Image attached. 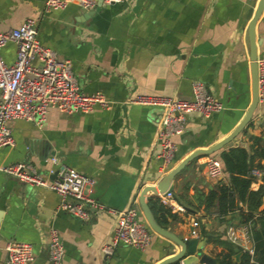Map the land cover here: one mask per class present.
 <instances>
[{
  "label": "crops",
  "instance_id": "crops-1",
  "mask_svg": "<svg viewBox=\"0 0 264 264\" xmlns=\"http://www.w3.org/2000/svg\"><path fill=\"white\" fill-rule=\"evenodd\" d=\"M95 1L89 10L75 4L46 10L45 0H0V32L33 18L39 42L59 61L71 62L79 89L99 92L110 101V108L96 107L86 114L51 108L41 125L10 121L15 144L0 149V166L25 162L50 181V170L64 165L93 181L88 193L96 202L122 211L139 207L143 187L156 186L191 152L222 140L245 115L252 99L248 25L259 0H120L101 6ZM15 52V43L8 42L0 54L10 64ZM255 54L264 58V8L255 23ZM195 81L203 83L223 109L208 118L189 113L183 133L172 138L173 159L163 167L157 139L160 110L128 100L138 94L191 100ZM252 137L264 145V97L248 125L223 149L248 145ZM219 152L196 157L173 178L172 194L184 211L171 208L176 217L168 218L166 225L181 239H195L196 252L214 261L226 252L223 242L238 248L227 240L226 228L247 224L238 211L219 215L215 205L204 209L203 198L210 190L228 182L223 170L217 180L206 174L207 157L219 159ZM260 163L262 169L253 168L258 174H251V190L264 185V160ZM187 204L197 210L188 213ZM59 205L50 188L31 186L0 170V264H6L10 241L32 245L30 264H51V229L64 249L61 264H157L179 250L154 233L143 250L112 247V214L91 211L90 218L81 221ZM259 211H264V195ZM139 219L145 222L141 213ZM248 245L254 247L251 236ZM105 247H112V253L105 254ZM233 257L239 260L240 253Z\"/></svg>",
  "mask_w": 264,
  "mask_h": 264
},
{
  "label": "built area",
  "instance_id": "built-area-1",
  "mask_svg": "<svg viewBox=\"0 0 264 264\" xmlns=\"http://www.w3.org/2000/svg\"><path fill=\"white\" fill-rule=\"evenodd\" d=\"M120 0H103L105 4ZM75 4L85 10L96 6L95 0H45L46 10L65 8ZM16 46L15 59L7 64L0 54V149L13 147L15 144L8 123L13 120H23L41 125L49 109L54 108L61 113L72 114L91 112L96 107L110 108V101L99 93L82 92L72 73L69 60L59 61L53 50L43 46L37 38L36 23L33 18H26L18 27L0 32V52L8 43ZM257 86L259 101L264 97V58L256 60ZM193 99L184 100L177 97L136 95L128 100L130 104L157 108L161 113V125L157 131L160 145L159 159L163 167L171 163L175 145L172 138L183 133L187 115L198 113L203 118L223 109L222 103L212 95L210 90L201 82L192 84ZM55 163L56 160L52 159ZM207 176L217 180L222 175L219 159L207 157L205 161ZM0 170L7 175L31 186H44L53 190L60 198L59 208L72 217L86 221L91 211H103L112 214L115 227L112 236V247L124 244L138 249H145L151 243L153 232L146 222L139 219L140 208L134 204L125 210L115 211L105 208L89 196V188L93 181L74 169L60 165L56 170H50L54 178L48 181L38 175L28 163H14L0 166ZM251 174H258L252 169ZM163 204L175 210L184 208L174 200L172 191L158 193ZM193 219V225L197 226ZM227 240L253 259V248L249 247L250 225L228 226L225 230ZM112 247H105V254L112 253ZM6 264H30L34 259L33 247L30 243L10 241L5 246ZM64 249L58 239L55 229L49 233L48 255L51 264H61Z\"/></svg>",
  "mask_w": 264,
  "mask_h": 264
},
{
  "label": "trees",
  "instance_id": "trees-1",
  "mask_svg": "<svg viewBox=\"0 0 264 264\" xmlns=\"http://www.w3.org/2000/svg\"><path fill=\"white\" fill-rule=\"evenodd\" d=\"M248 145L229 146L219 152V161L223 172L227 173V183L219 182L217 187L203 198L204 209L208 210L215 205L219 215H226L235 211L239 212L242 223L250 225V233L253 241V259L264 264V211H259L264 185L256 190H251V170L262 169L261 160H264V145L261 139L252 137ZM264 181V180H263ZM176 199L180 201L177 196ZM148 205L155 221L166 228L168 218H175V213L157 199L148 198ZM188 213H194L197 206L186 205ZM257 215V216H255ZM226 252L216 256L215 264H251L250 255L240 248H233L229 243H222ZM240 253L239 260L233 255ZM169 264H180L175 261Z\"/></svg>",
  "mask_w": 264,
  "mask_h": 264
},
{
  "label": "water",
  "instance_id": "water-1",
  "mask_svg": "<svg viewBox=\"0 0 264 264\" xmlns=\"http://www.w3.org/2000/svg\"><path fill=\"white\" fill-rule=\"evenodd\" d=\"M103 0H97V5L101 6ZM264 8V0H259L255 12L251 18V21L248 25V38L250 46V61H251V85H252V99L251 103L241 119L238 125L222 140L213 144L212 146L204 149H196L187 155L183 160L172 168L158 183L156 186H145L141 189L138 196V204L141 210V214L144 217V220L149 227V229L156 235H159L163 238H166L173 244L179 247V250L160 260L157 264H169L175 261L180 262L181 264H215V261L208 256L207 254H198L196 252V243L195 239H181L176 236L174 233L169 231L166 228L161 227L154 219L151 209L148 205V194H158L164 193L166 191H172L171 181L173 178L184 169L189 162L201 155H210L216 152L221 151L225 146L232 142L248 125L252 115L258 105V86H257V64H256V54H255V23L259 18L262 10ZM237 258V256H236Z\"/></svg>",
  "mask_w": 264,
  "mask_h": 264
}]
</instances>
